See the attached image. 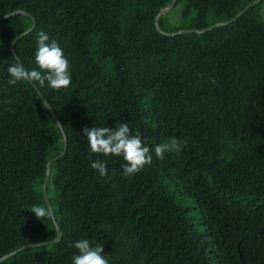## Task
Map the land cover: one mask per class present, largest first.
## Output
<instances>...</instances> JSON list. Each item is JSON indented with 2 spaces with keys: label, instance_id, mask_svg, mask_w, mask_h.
I'll list each match as a JSON object with an SVG mask.
<instances>
[{
  "label": "trees",
  "instance_id": "obj_1",
  "mask_svg": "<svg viewBox=\"0 0 264 264\" xmlns=\"http://www.w3.org/2000/svg\"><path fill=\"white\" fill-rule=\"evenodd\" d=\"M173 0H0V18L31 12L37 27L16 44L37 68V34L56 40L71 84L53 90L9 85L20 59L14 40L33 25L27 14L0 21V264H72L73 243L104 244L109 264H264V20L252 8L204 34L165 35L155 23ZM256 0H177L160 17L165 31L202 30L233 20ZM179 23L174 24L173 20ZM184 26H188L185 28ZM127 123L152 163L132 176L122 157L91 153L85 127ZM176 138L179 152L155 156ZM186 142V144H185ZM106 161L111 179L90 167ZM196 213V215H194Z\"/></svg>",
  "mask_w": 264,
  "mask_h": 264
},
{
  "label": "clouds",
  "instance_id": "obj_2",
  "mask_svg": "<svg viewBox=\"0 0 264 264\" xmlns=\"http://www.w3.org/2000/svg\"><path fill=\"white\" fill-rule=\"evenodd\" d=\"M35 64L39 70L37 68L29 70L21 62H13L7 68L11 77L8 84L15 85L17 82L28 81L31 83L38 82L40 86H44L47 83V86L53 90L70 86L69 61L58 42L56 40L49 41V36L44 31L37 34ZM83 134L87 138L91 153L122 157L126 162L123 166L125 176L137 174L146 165L152 163L150 148L144 145L138 131L132 134L127 123H120L117 127H85ZM181 147L178 139L170 138L168 142L155 146V156L163 159L166 152H179ZM90 167L101 177L111 179L106 161L102 159L91 160ZM30 211L41 220L50 218L53 214V210L43 204L32 205ZM72 247L77 250V254L72 258V264H109L103 254L104 244L96 243L93 245L89 239H80L75 241Z\"/></svg>",
  "mask_w": 264,
  "mask_h": 264
},
{
  "label": "water",
  "instance_id": "obj_3",
  "mask_svg": "<svg viewBox=\"0 0 264 264\" xmlns=\"http://www.w3.org/2000/svg\"><path fill=\"white\" fill-rule=\"evenodd\" d=\"M264 0H256L254 3H252L251 5H249L247 8H245L240 14H238L233 20L231 21H227V22H220V23H216V24H213L211 26H209L208 28H205V29H202V30H198V29H188V30H178V31H174V32H169V31H165L164 29L161 28L160 26V17H163L165 16L166 14L170 13L173 8L175 7L176 5V2L177 0H173L172 3L169 5V7H167L166 9H163L161 10L158 15L156 16L155 18V23H156V27L157 29L165 34V35H176V34H179V33H189V34H193V33H196V34H204V33H207L215 28H220V27H225V26H228V25H231L232 23L238 21L239 19H241L245 14H247L252 8L256 7L257 5H259L260 3H262ZM21 14H27L29 16H31L33 18V25L31 28H29L26 32L22 33L21 35H19L13 42V45H12V50L13 52L17 55V57L20 59V62H21V58L18 56V53H17V49H16V44L18 43V41L24 37L26 34L30 33L31 31H33L36 27H37V24H38V21L36 19V17L30 12H25V11H17V12H14V13H11V14H8L6 16H3L0 18V21L2 20H5V19H8V18H11V17H14V16H17V15H21ZM22 63V62H21ZM31 83V82H30ZM31 84H34L35 83H31ZM35 87L38 89V87L35 85ZM40 96L42 98V100L45 102V104L48 106V108L50 109V111L52 112V114L54 115V117L56 118L58 124L61 126V128L63 129L64 131V135H65V142H66V148H65V151L58 157L52 159L49 164H48V173H47V178H46V183H45V197H46V200H47V203L49 205V207L53 210V217H54V220H55V223H56V226H57V231H58V238L54 241H51V242H45V243H29V244H26L24 246H22L21 248L17 249V250H14L6 255H3L0 257V262H2L3 260H6L7 258H9L11 255L19 252V251H22L24 249H27L29 247H32V246H45V245H51V244H54V243H60L62 242L63 240V234L61 232V226L57 220V217L55 215V209L53 207V204H52V201H51V198H50V195H49V188H50V182H51V179H52V173H53V165L56 161H59L60 159L64 158L69 150V138H68V135L63 127V124L62 122L60 121V119L58 118L57 114H56V111L54 109V107L52 106V104L50 103V101L43 95V93L40 91Z\"/></svg>",
  "mask_w": 264,
  "mask_h": 264
},
{
  "label": "rangeland",
  "instance_id": "obj_4",
  "mask_svg": "<svg viewBox=\"0 0 264 264\" xmlns=\"http://www.w3.org/2000/svg\"><path fill=\"white\" fill-rule=\"evenodd\" d=\"M261 16H262V18L264 20V5L261 7ZM173 23L174 24H178L179 23L178 19H174ZM184 27L187 28L188 26H184ZM183 30H188V29H183ZM194 215H196V213H194Z\"/></svg>",
  "mask_w": 264,
  "mask_h": 264
}]
</instances>
